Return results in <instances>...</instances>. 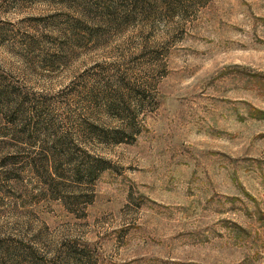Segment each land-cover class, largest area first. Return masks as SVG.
<instances>
[{
	"label": "rangeland",
	"instance_id": "1",
	"mask_svg": "<svg viewBox=\"0 0 264 264\" xmlns=\"http://www.w3.org/2000/svg\"><path fill=\"white\" fill-rule=\"evenodd\" d=\"M0 264H264V0H0Z\"/></svg>",
	"mask_w": 264,
	"mask_h": 264
}]
</instances>
